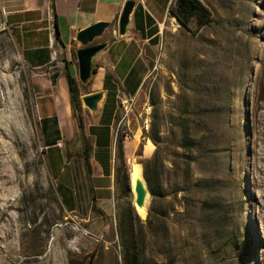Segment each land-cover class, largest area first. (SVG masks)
<instances>
[{"label": "rangeland", "instance_id": "rangeland-1", "mask_svg": "<svg viewBox=\"0 0 264 264\" xmlns=\"http://www.w3.org/2000/svg\"><path fill=\"white\" fill-rule=\"evenodd\" d=\"M200 1L212 23L195 31L192 20L190 32L175 18L169 20L140 97L119 101L114 126L119 211L110 223H87L64 208L62 175L56 176L52 151L45 149L46 121L39 110L53 93V105L67 102V81L25 64L6 25L7 13L21 0H0V110H8L9 93L16 91L31 129L30 149H19L15 198L20 210L7 212L20 216L21 237L37 229L30 235L32 247H41L42 229L49 227L46 249L37 256L40 264H46L42 258L48 253V264H57L59 254L63 264H89L91 254L92 264H124V246L131 241L143 246L147 264H264V213L257 207L262 200L252 171L264 103V0ZM75 81L78 122L80 112L93 122L81 104L89 93L105 91L104 109L116 107L118 85L110 76L99 71L87 86L78 77ZM75 140L80 141L78 134ZM134 164L143 174L148 170L156 192L149 197L146 217L133 204Z\"/></svg>", "mask_w": 264, "mask_h": 264}, {"label": "crops", "instance_id": "crops-1", "mask_svg": "<svg viewBox=\"0 0 264 264\" xmlns=\"http://www.w3.org/2000/svg\"><path fill=\"white\" fill-rule=\"evenodd\" d=\"M127 1L21 0L19 8L6 15V25L13 31L25 64L60 80H66L67 74L77 78V34L97 23L110 24L103 35L108 47L96 73L110 76L118 85L116 107L108 106L105 110L103 105L95 123L83 119L80 112L81 129L70 98L66 103L62 101L59 108L53 105V93L39 107L42 121H46L45 149L52 151L50 162L56 176L62 175L64 208L87 223L116 220L122 195V183L114 165V126L119 101L129 103L140 97L150 65L158 56L167 22L173 18L169 10L174 0H135L131 34L119 38L117 23ZM62 144L71 145L72 150L67 152ZM84 145L89 147L87 159Z\"/></svg>", "mask_w": 264, "mask_h": 264}, {"label": "bare ground", "instance_id": "bare-ground-1", "mask_svg": "<svg viewBox=\"0 0 264 264\" xmlns=\"http://www.w3.org/2000/svg\"><path fill=\"white\" fill-rule=\"evenodd\" d=\"M12 92V94L9 93V97L7 96L10 100L8 110H0V191L4 196L3 199L0 197V264H40L41 262H38L37 256L42 255L46 249L49 227L42 229L41 247L36 245L32 247L30 243H32L33 237L30 235L37 229L33 227L31 230L22 233L23 236L21 237L18 225L20 216L17 217L15 213L14 215L7 212L11 209L20 210V203L15 198V188L19 187L21 179L19 175V156L21 154L19 149H30L29 139L31 134V129L18 103V94L16 91ZM259 109L262 112L259 113L260 115L258 114L254 140L258 149L254 152L252 171L258 176L256 185L259 188V195L262 200L257 207L260 212L264 213V103H260ZM141 172V166L134 164L130 172V178H134L136 173ZM145 214L146 211H143L140 216L144 217ZM20 238H22L20 242L22 245L18 248L16 244ZM50 257V253L44 254L42 260L48 264ZM57 264H63L62 254L58 255Z\"/></svg>", "mask_w": 264, "mask_h": 264}, {"label": "water", "instance_id": "water-1", "mask_svg": "<svg viewBox=\"0 0 264 264\" xmlns=\"http://www.w3.org/2000/svg\"><path fill=\"white\" fill-rule=\"evenodd\" d=\"M135 6V0H128L125 3L117 23V35L119 38H124L131 34V17ZM109 26V23H97L80 31L76 36L77 44L80 47L76 51L77 77L84 86L92 82L98 64L107 50L108 43L103 40V35ZM105 100L106 93L104 91L89 93L81 97V104L87 110L94 123L99 120ZM130 180L131 190L134 195L133 204L137 214L140 216L143 211L147 210V203L151 194L143 172L136 173L134 178H130Z\"/></svg>", "mask_w": 264, "mask_h": 264}, {"label": "trees", "instance_id": "trees-1", "mask_svg": "<svg viewBox=\"0 0 264 264\" xmlns=\"http://www.w3.org/2000/svg\"><path fill=\"white\" fill-rule=\"evenodd\" d=\"M169 11L171 17L175 18L178 21L180 27L190 32L192 31L190 28V22L192 20H194L196 24L195 31H198L201 28L210 25L213 21L210 10L200 0H174V3L172 4ZM66 81L68 86L70 103L74 114L76 109L80 108L79 92L76 87L75 78L73 76L67 74ZM81 128L82 124L81 122H79V129ZM188 148L191 149L192 146H188ZM83 149L85 159H87L89 147L87 145H84ZM144 178L147 182L150 194L152 196H155L156 192L152 188L147 169H145L144 171ZM130 229L133 230V226H131ZM129 235L130 237H132L133 232L130 231ZM124 248V264H147L145 259L142 258L143 246L138 247L133 241H131L128 243L127 246H124ZM93 257V254H91L89 257V264H92ZM71 263H73V261H71Z\"/></svg>", "mask_w": 264, "mask_h": 264}, {"label": "built area", "instance_id": "built-area-1", "mask_svg": "<svg viewBox=\"0 0 264 264\" xmlns=\"http://www.w3.org/2000/svg\"><path fill=\"white\" fill-rule=\"evenodd\" d=\"M125 108L127 109V107L125 106Z\"/></svg>", "mask_w": 264, "mask_h": 264}, {"label": "flooded vegetation", "instance_id": "flooded-vegetation-1", "mask_svg": "<svg viewBox=\"0 0 264 264\" xmlns=\"http://www.w3.org/2000/svg\"><path fill=\"white\" fill-rule=\"evenodd\" d=\"M101 42H103V41H101Z\"/></svg>", "mask_w": 264, "mask_h": 264}]
</instances>
